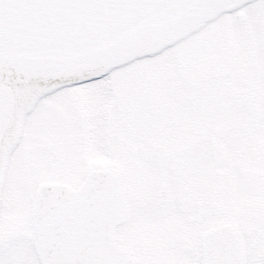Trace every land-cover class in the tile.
Listing matches in <instances>:
<instances>
[{"label": "snow or ice", "instance_id": "obj_1", "mask_svg": "<svg viewBox=\"0 0 264 264\" xmlns=\"http://www.w3.org/2000/svg\"><path fill=\"white\" fill-rule=\"evenodd\" d=\"M0 264H264V0H0Z\"/></svg>", "mask_w": 264, "mask_h": 264}]
</instances>
